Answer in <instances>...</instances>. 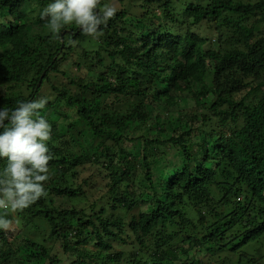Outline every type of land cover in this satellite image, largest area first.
Listing matches in <instances>:
<instances>
[{
  "label": "trees",
  "instance_id": "trees-1",
  "mask_svg": "<svg viewBox=\"0 0 264 264\" xmlns=\"http://www.w3.org/2000/svg\"><path fill=\"white\" fill-rule=\"evenodd\" d=\"M49 2L0 0V107L67 121L38 113L47 194L8 214L0 264H264V0H128L98 38L48 33Z\"/></svg>",
  "mask_w": 264,
  "mask_h": 264
},
{
  "label": "clouds",
  "instance_id": "clouds-1",
  "mask_svg": "<svg viewBox=\"0 0 264 264\" xmlns=\"http://www.w3.org/2000/svg\"><path fill=\"white\" fill-rule=\"evenodd\" d=\"M117 11L101 0H50L37 15L50 34L74 25L85 36L98 38ZM47 102L41 98L0 107V230L10 228L9 213L23 211L47 194L52 126L38 114Z\"/></svg>",
  "mask_w": 264,
  "mask_h": 264
},
{
  "label": "rangeland",
  "instance_id": "rangeland-1",
  "mask_svg": "<svg viewBox=\"0 0 264 264\" xmlns=\"http://www.w3.org/2000/svg\"><path fill=\"white\" fill-rule=\"evenodd\" d=\"M127 1H128V0H124L123 3H124L125 5H127ZM105 2H110V3H112L113 6H115L116 8H121V6L123 5V3H120L118 0H105ZM138 18H139V17H138V14H137V13H134V12H132V11H131L130 14H127V15L123 18V19H124V21H123V26L125 27V29L128 30V31H130V30H133V31H138V30H140V28L137 27V26L135 25V22L138 20ZM206 26H207V25H206ZM203 27H204V26H203ZM203 27H200V28H201L200 30H203ZM206 29H207V28H206ZM37 32H38V31H37V29H35V28H33V29L31 30V34H34V33H37ZM124 35H127V32L124 33ZM74 61H75V59H74V56H73V57H71L69 60H66L65 66H66L68 69L73 70V75H74V76L84 75L85 70H84V69H83V70L77 69L76 66L74 65ZM95 74H96L95 71H90V72L88 73L89 76H94ZM46 93H47V91H46V89H45V90L43 91V95H46ZM236 97H240V94L236 95ZM46 99H51V97H48V98H47V96H46ZM187 99H188V98H186V102H187V103H185L184 105H187V104H188V105H191L193 102H192L191 100L188 101ZM117 106H119V107H123V104H122V103H118ZM158 109H160V108H158ZM157 111H159V110H156V112H157ZM40 113H45V115L47 114L48 117H50V118H52V119H54V120L59 121V122H60V123H59L60 126H62L63 123L66 124V122H67L64 118L57 116V114H55V113L52 111L51 107H49L48 104L45 105V108H44V109L40 110ZM179 115H180V114H179ZM179 115H178V116H179ZM178 116H177V117H178ZM172 120H173V121H171L170 123H167V124H166V128H167V129L172 128V126L177 122V120H175V115L172 117ZM62 122H63V123H62ZM174 126H175V125H174ZM177 127H178V126H177ZM169 132H170V131H169ZM167 136H169V135H167ZM167 136H166V137H167ZM88 137H89V134L87 133V137H86V139H88ZM153 152L156 153L155 150H153ZM173 154H174V152L172 153V156H173ZM155 155H157V154H155ZM157 157H158V155H157ZM137 158H138V160H140V156H138ZM159 159H161V162H164V161H165V160H162V157H159ZM159 161H160V160H159ZM156 163H157V159L154 161V164H156ZM48 167H49V169H50L49 164H48ZM92 169H93V168H91V169L88 168L86 171H83L82 173H80V174H79V179H78V180H82V179H84V178L88 179V178H91V177H97L98 179H97L96 181L89 180L90 184H92V183H94V182L98 183V182H100V181H103L102 178H101L98 174H96V173H94V172L92 171ZM138 171H139V170H138ZM49 173H50V172H49ZM137 191H138V190H137ZM55 204H56L57 206L65 207V206H68V201H67L66 198H64V197H58V196H55ZM21 237H22V235H19L18 238H21ZM48 243H50V242L48 241ZM26 250H28V249H26ZM22 251H23V249L21 250V253H23ZM15 261H16V260H10V261L8 262V264H16Z\"/></svg>",
  "mask_w": 264,
  "mask_h": 264
}]
</instances>
